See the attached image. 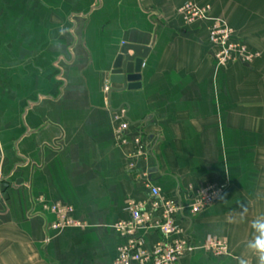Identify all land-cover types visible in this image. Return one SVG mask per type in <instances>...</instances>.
<instances>
[{"label": "crops", "instance_id": "0c3cea01", "mask_svg": "<svg viewBox=\"0 0 264 264\" xmlns=\"http://www.w3.org/2000/svg\"><path fill=\"white\" fill-rule=\"evenodd\" d=\"M187 3L210 5L208 19L187 25ZM215 20L251 63L220 68ZM124 44L151 52L141 89L109 105ZM218 183L214 205L178 216L196 247L184 264H257L246 246L264 216V0H0V264H111L129 200L156 215L151 187L185 205ZM40 200L72 206L84 227L52 230ZM213 236L227 255L204 249Z\"/></svg>", "mask_w": 264, "mask_h": 264}, {"label": "built area", "instance_id": "2783aa9c", "mask_svg": "<svg viewBox=\"0 0 264 264\" xmlns=\"http://www.w3.org/2000/svg\"><path fill=\"white\" fill-rule=\"evenodd\" d=\"M210 5L198 6L187 3L179 9V16L187 25L208 19ZM209 34V41L214 47V57L223 68L233 63H251L254 55L237 38L235 30L222 20H215ZM106 93L111 89L107 83L103 88ZM128 124L122 125V130ZM228 189L227 183L211 184L202 187L190 195V203L169 200L163 197L159 188H150L151 206L156 215L148 212L146 207L129 200L127 211L129 219L115 224V231L123 240L118 248V257L111 264H184L185 259L194 253L196 247L191 242L186 230L180 225L178 216L189 211L196 216L220 200ZM43 211L55 216L50 228L58 231L66 228H83L84 224L73 218L74 208L60 203L47 204L40 200ZM155 230L159 234L158 241L148 246L145 232ZM144 234V235H143ZM204 249L216 257L229 253L224 239L210 237Z\"/></svg>", "mask_w": 264, "mask_h": 264}, {"label": "water", "instance_id": "95a60500", "mask_svg": "<svg viewBox=\"0 0 264 264\" xmlns=\"http://www.w3.org/2000/svg\"><path fill=\"white\" fill-rule=\"evenodd\" d=\"M151 52L150 47L124 44L115 60L111 72L110 83L122 85L121 90L110 89L108 102L111 103V93L114 91H134L142 87V69L145 60Z\"/></svg>", "mask_w": 264, "mask_h": 264}, {"label": "clouds", "instance_id": "9594fccd", "mask_svg": "<svg viewBox=\"0 0 264 264\" xmlns=\"http://www.w3.org/2000/svg\"><path fill=\"white\" fill-rule=\"evenodd\" d=\"M247 212V208L242 209V215ZM251 226L258 233L253 240L247 243V248L255 255L257 264H264V216L257 217L251 222ZM239 264H249L247 259H240Z\"/></svg>", "mask_w": 264, "mask_h": 264}]
</instances>
